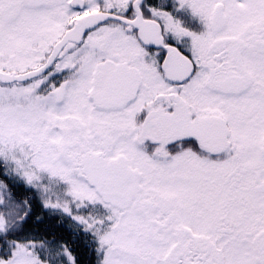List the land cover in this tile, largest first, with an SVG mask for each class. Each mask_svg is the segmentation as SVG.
<instances>
[{
  "label": "snow or ice",
  "instance_id": "obj_1",
  "mask_svg": "<svg viewBox=\"0 0 264 264\" xmlns=\"http://www.w3.org/2000/svg\"><path fill=\"white\" fill-rule=\"evenodd\" d=\"M0 264H264V0H0Z\"/></svg>",
  "mask_w": 264,
  "mask_h": 264
},
{
  "label": "flooded vegetation",
  "instance_id": "obj_2",
  "mask_svg": "<svg viewBox=\"0 0 264 264\" xmlns=\"http://www.w3.org/2000/svg\"><path fill=\"white\" fill-rule=\"evenodd\" d=\"M48 223V221H46V224ZM57 227H56V234L57 235H64L67 236L68 235V225L67 223L64 224H60L59 221H56ZM43 225L41 226V229H43Z\"/></svg>",
  "mask_w": 264,
  "mask_h": 264
}]
</instances>
